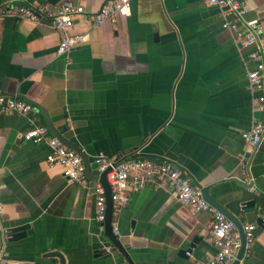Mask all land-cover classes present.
I'll list each match as a JSON object with an SVG mask.
<instances>
[{"label":"crops","instance_id":"1","mask_svg":"<svg viewBox=\"0 0 264 264\" xmlns=\"http://www.w3.org/2000/svg\"><path fill=\"white\" fill-rule=\"evenodd\" d=\"M71 1L88 11L105 2ZM244 1L246 17L264 26V0ZM221 20L207 0H133L128 15L98 26L77 16L70 33L86 39L60 55L62 34L50 19H0V94L36 108L0 115V245L10 264H61L48 254L55 251L65 264H129L117 248L106 249L96 181L69 182L49 161L46 142L21 138L33 123L48 126L40 107L92 164L99 153L140 151L173 161L243 224L257 223L252 252L239 264H264V141L249 152L241 137L264 111L248 83L249 50ZM112 218L135 264H192L217 249L207 232L211 214H193L170 189L149 185ZM24 224L30 232L14 239L10 229Z\"/></svg>","mask_w":264,"mask_h":264},{"label":"built area","instance_id":"2","mask_svg":"<svg viewBox=\"0 0 264 264\" xmlns=\"http://www.w3.org/2000/svg\"><path fill=\"white\" fill-rule=\"evenodd\" d=\"M133 0H105L96 11H88L84 5L75 4L71 0H64L58 4L31 2L9 3L0 5V19L14 16L20 19L38 21L45 17L50 19L55 27L61 31V40L57 54H65L86 39L84 33H70L74 20L81 14H86L92 20L93 26H98L108 20L115 21L119 17L128 15ZM209 4L217 5L221 10V24L229 29L242 47L248 48L247 62L250 69L247 72L248 83L256 90L258 100L256 109L264 111V26L259 19L246 17L247 5L244 0H207ZM34 104L19 95L0 94V115L19 113L31 114L35 110ZM247 151L255 149L264 141V119H255L253 125L241 132ZM21 138L27 141L46 142L50 146L49 161L61 167L63 176L69 182L87 185L89 178L82 156L74 148L66 144L59 137L53 135L45 124H35L26 129ZM97 164L95 173L100 174L108 167L107 179L111 186L113 199V213L118 212L130 203L131 195L149 185L170 189L177 200L186 206L193 214L208 212L211 220L207 226L209 239L217 247L216 251L205 259H196L192 264H228L236 259L241 246L240 232L236 224L225 213L218 210L207 201L202 189L193 183L191 178L177 165L169 161H162L150 157H128L121 159L104 153L95 155ZM92 187L95 194V219L101 231H105L106 222V193L100 181ZM3 204L0 201V212ZM264 223V212L261 215ZM246 236L244 256L252 252L256 238L257 223L243 224ZM113 232L119 233V225L113 222ZM109 246V247H108ZM106 247L112 251V244ZM191 255L190 251H187ZM0 264H10L5 244L0 245ZM118 264H127L120 262Z\"/></svg>","mask_w":264,"mask_h":264},{"label":"water","instance_id":"3","mask_svg":"<svg viewBox=\"0 0 264 264\" xmlns=\"http://www.w3.org/2000/svg\"><path fill=\"white\" fill-rule=\"evenodd\" d=\"M40 108L46 117L48 127H49L51 133L53 135L59 137L62 141H64L66 144H68L69 146L74 148L77 152H79L81 154L83 162L85 164L86 174H87L88 178L90 180H98L103 185V187L105 189V193H106V203H107L105 234L109 238L110 244H112L113 249L117 248L122 253V255L125 257V259L127 260V262L129 264H135L133 259L130 256V254L128 253V245L125 244L119 238L118 234L113 232V218H112V215H113V199H112V195H111V186H110L108 179H107V172L111 170V167H108L105 171H103L100 174L95 173L94 168H96L97 164L96 163H94V164L90 163L88 153L83 149V147H81L76 141L66 137L59 129H57L54 126V124L52 123V120L50 119V117L48 116L46 109H44L43 107H40ZM128 157L160 158L163 161L173 162V161L167 159L166 157H163V156H160V155H157L154 153H146L143 151L133 153L129 156L122 157L121 159L128 158ZM240 183L242 185H244L245 187H251L252 186V183H247L245 181H240ZM202 192H203L204 198L207 201H209L212 205H214L218 210L225 213L227 215V217L229 219H231L236 224V226L238 227L239 232H240L241 246H240L239 251L237 253L236 259L233 261L232 264H239L240 260L244 257L245 242H246V236H245L242 221L240 220V218L235 213H233L227 207H225L224 205L219 203L216 199H214L212 197V195L210 194L208 187H204ZM28 228H29L28 224L17 225V226L12 227L10 229V231L13 234V238L17 239L19 237L25 236L28 232H30V231H26ZM48 254L58 255L61 258V264H65V260H64L62 254L60 252L55 251V252L48 253Z\"/></svg>","mask_w":264,"mask_h":264}]
</instances>
